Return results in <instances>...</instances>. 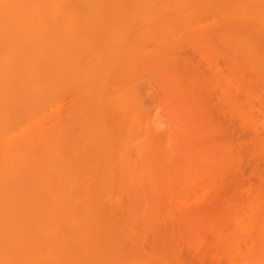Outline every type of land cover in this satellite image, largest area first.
<instances>
[{"label":"bare ground","instance_id":"6f19581e","mask_svg":"<svg viewBox=\"0 0 264 264\" xmlns=\"http://www.w3.org/2000/svg\"><path fill=\"white\" fill-rule=\"evenodd\" d=\"M191 14H194L192 16L194 22L190 16L185 17ZM195 14H199L201 19L205 15L209 17L210 14L213 26L220 27V24L231 22L229 30L224 29L218 40L226 41L225 44L229 45V49L236 57L239 56V60L242 58L245 60L244 63L248 64L247 67L255 69L254 78L256 79L258 74L264 83V51L263 54L258 53L255 49L258 47L254 45L258 40L264 41V0H0V264H164L167 262L164 257L167 252L170 258L175 257L174 250L172 256L173 251L164 250L163 242L152 237L153 232H156L153 233L155 236H161L160 226L163 229V225L157 224L158 220H162L158 218H162L159 214L162 216L171 214L163 212L162 206V211L159 208V211L156 210V206L164 203L158 202L156 199L158 194L154 192L156 189L157 193L163 190L159 188L160 186L157 188V185H153L154 188L153 183L148 182L150 175L146 173V169L150 167L145 168L147 164L145 156L153 150L150 146L152 142L149 140L156 132V128L145 126L150 121L147 117L150 114L147 111V115L143 111L147 107H142L137 92L142 81L140 82V77L137 78L139 83H135L137 85L128 84L126 81L128 82L131 75L137 72L152 71L154 66H157L156 57H159L157 52L164 53L167 49L158 51L156 48L169 47V44L174 42H168V37L171 35L173 37L177 30L180 31L182 28L184 30L187 25L197 23L199 19L196 20ZM187 20L190 22L187 23ZM200 21L202 23L198 22L197 25L202 28L203 19ZM208 25L206 24V29ZM165 40H168L169 44ZM176 40L178 39L175 38ZM187 41L189 43V40ZM153 43L157 47L150 50L149 44L155 46ZM163 66L165 67V64ZM251 68L244 69L249 71ZM154 70L156 71V67ZM159 73L161 75V72ZM148 78L151 79L149 76ZM144 82L145 80L143 84H146ZM161 83L156 84L158 88L162 86ZM68 95L71 99L66 98ZM59 97L68 99L66 105ZM55 102H62L64 105L58 106L61 108L58 109ZM45 106L49 110L47 115ZM63 106L66 107L62 109ZM31 111L45 116L41 115L39 122L35 124L31 122L33 125L27 126L26 121L33 118L31 115L27 116ZM154 111L156 113L155 109ZM169 116L168 120L176 119L175 116ZM241 116L243 119L244 115ZM169 122L173 124H169L166 130L169 133L167 146L178 143L184 134L178 133L174 127L171 128L174 122ZM179 122L181 124V121ZM177 130L179 131V128ZM182 146L184 147L183 143ZM177 150L178 153H185L189 162L192 158V155L189 157V152H195L197 155L191 153L193 157L196 155L201 165L208 168H211L213 161L215 163L218 160V158L214 160L215 157H211L208 152L200 153L201 149H196L199 151L189 149V152ZM227 153H230V150ZM166 159L170 161L168 156ZM187 159L184 157L186 162ZM203 172H205L203 175H206L207 171ZM212 173L213 171L211 176ZM157 174L160 175L156 176L160 177V181L156 182L161 183L164 176H161L159 171ZM178 175L184 182L182 188L186 187L187 179L190 177L186 166L185 170L181 168L178 171ZM218 180L220 182V179ZM168 184L167 187L170 185ZM177 185L181 188V184ZM170 188L172 190V187ZM187 188L190 189L189 185L184 190ZM214 188L212 189L215 190ZM171 190L164 192L171 193L170 197H173L172 194L175 192H170ZM164 192L161 195L163 197L160 196L159 199L165 201L168 196L164 199ZM143 199L147 202H143ZM172 201H175V198ZM238 201L235 202L239 203ZM259 201H256V204ZM174 204L178 205L177 202L172 205ZM243 204L241 200V204L239 203V206L237 204L238 207L235 203L231 205L232 207L228 206L226 210H221L225 212L224 221L219 219L218 222V216L217 221L216 217L213 221L210 218L209 225L203 221L213 238H216L218 249L226 258H223V261L224 263L228 261L227 264H239L238 261L240 264L242 261L256 264L255 262H260L262 258L260 256L264 254L262 251L264 222H261L258 216L261 213L257 212L260 210L258 209L260 202L258 206L255 202L252 204V201ZM186 212L187 210L184 213L187 214ZM190 212L192 210L188 211V214ZM201 221L199 220V223ZM188 222H184L188 224L184 227L189 229L193 227V222L190 220ZM180 226L179 229L175 226L177 232L185 231ZM194 228L195 226L190 230L193 231ZM253 228L256 233L252 232L259 236L257 239H261V243L260 240L257 242L256 238L257 243L249 239L248 236L251 237L252 232L248 233ZM196 230L197 228L194 231ZM177 234L183 235L182 232ZM148 236H151L152 240L149 238L151 242L154 240L152 244L146 241ZM197 237L200 239L198 235ZM145 241L146 244L147 242L151 244L147 248L143 245ZM199 242L201 245L202 241ZM177 246L179 249L180 246L178 244ZM193 247L195 248L194 243ZM160 250L166 251V254L162 256ZM193 254L189 256L192 257Z\"/></svg>","mask_w":264,"mask_h":264},{"label":"rangeland","instance_id":"374dc122","mask_svg":"<svg viewBox=\"0 0 264 264\" xmlns=\"http://www.w3.org/2000/svg\"><path fill=\"white\" fill-rule=\"evenodd\" d=\"M193 15L192 14L186 15L185 17L190 16V19H191ZM196 16H198L199 18ZM202 16L203 15H201V17ZM193 18L191 20H193ZM195 18H196V20L199 19V21H197V23L199 22L201 24L202 21H200V20L203 19L204 24H205V22H207L206 24L208 25L210 23V25H208V28L206 29V24L205 25L203 24L202 28H199L197 23H193L189 26L187 25V28H185L186 27L185 26L184 30L182 28L183 31L177 30V32L174 33L175 36L173 35V37H172V35H171L170 37H168L169 41L167 40L170 43H172V42H174V43L169 44L165 40V42H167L169 44V47H170V45H171V47H173V48L170 47L171 49L165 45V44H167L165 42H164L165 43L164 46H166V47H163V48L157 47L154 43L153 44L155 46H152L151 45L152 43L149 44V49L153 48V47H155V48L157 47L156 50L161 51V49H162V51H163L164 48H167L166 50H168V51L164 50V53L163 52L158 53L157 51H155V52H157V54H159V57H156V58H158L157 59L158 61L156 64L158 67L154 66L152 71H149L151 73L143 72L144 73L143 74L142 72H139V73H142V74H139L137 72L138 74L135 73V75H137V76L139 75V76L137 77L135 75H131L130 78H132V79L129 78L128 82L126 81V83L137 85L135 83H139L138 82L139 80L137 78L140 77L139 79H140V82L142 81V83H139V84L143 85V89H142V85H141V87L138 86L139 88H137L138 89L137 92H139L138 95L140 97V101L143 104L142 107L143 108L147 107V108H144L143 111H145V113H147V111H148V113L150 114V115H148V113H147V115H148L147 117L150 120L149 121L150 123L147 122L146 124H148V125H145V126L146 127L150 126V128L152 127V129H153V127H154V129L156 128V130H155L156 132L153 133L154 135L152 134L153 137H152V135L150 136V140H149L153 143V144L151 143V145H150L153 150L150 151L151 152V153H149L150 156L147 154L145 156V161L147 162V164L145 165V168L150 167V169L152 170V173L154 172L152 175L151 170L149 168L146 169V173H148L150 175L148 182L150 184L153 183L152 186L157 185L156 186L157 188L160 186L159 188H161L163 190V192H164V190H171L170 187H172V190L170 192H172V191L175 192L174 194H172L173 197H170L171 193L167 194L166 192H164V195H165L164 199H165V197L168 196V198H166V200H165L167 202H165L163 199L160 200L161 199L160 196L163 195L162 191L159 192L160 190H158L159 193H157L156 192L157 189H156L154 192V193L158 194V196L156 198V199H158V202L163 201L162 203H164L163 205H158V202L156 200L157 205H158V207L156 206V208H157L156 210H158V208H159L162 211L164 208L163 212H165V213L169 212L171 214V215L165 214L166 216L165 215L162 216V214H159L157 212V214L161 215V217H162V218H160V217H158V218L163 220V222H162V220H158L159 222L157 221V224L163 225V229H164V231H167V233H165L163 231L162 226H160L161 227L160 228V234H161L162 238L159 235V237L161 239L158 236H155L153 234L156 232L152 233V237L153 236L156 237L155 238L156 241L160 240L163 242L162 248L164 247V250L168 249L170 252H172L174 250L176 253L175 257H173V259H174L173 260L172 258H170L171 256L168 255L169 252H167L168 254H166V251L162 252L163 250H160V254L162 256L165 254L169 256V257L168 256L166 257V255L164 256L167 259V262L165 261L164 264H196L195 262H197L198 264H210V263L211 264H214V263L215 264H227L228 261L225 263L223 261L224 260L223 258H225V256L223 255L224 253L221 252L220 249H218L219 246H217L218 244H216L217 242H215L216 238L215 237L213 238V235L211 234V232L207 228L208 227L207 224L205 225V223L203 221L207 222L209 225L210 221L208 222V220H210V218H211L213 221V219H215L216 216H218V222H219V219H220V221H222V220L224 221L225 218L223 216V213H225V212L224 211L221 212V210H226L228 206L232 207L231 205H233L235 203H236V206H237V204L239 206V203L241 204V200H242V203L244 202V204H245V202L251 203V201H252V204L254 202L256 204V201L260 200L259 202L262 206L259 204V202H257V204H259L258 209H260V210L257 211V208H256V211L259 212V214L261 213L260 214L261 216L260 215H258V216L260 217L261 222H264V219H262V218H264V89H263L264 83L260 79L258 74H256V79L254 78L255 77V75H254L255 69L253 70L249 66L251 68V70H249V71L245 70V69H250L249 67H247L248 64L244 63L245 60H243L242 58H240V60H241L240 61L238 58L239 56L236 57L234 55L233 51L229 49V47H228L229 45L225 44L226 41H223L221 39V37H220V39L222 41L218 40L220 34L222 33V31H224V29H225V31L229 30V27L231 26V22H226L227 24L226 23L220 24V27H218L219 25H215V26L212 25V23H211L212 19H211L210 14H209V17H208V15H207V17L205 15L202 17V19L200 18L199 14L198 15L195 14ZM186 19H185V21H186ZM194 21H195V19L193 20V22ZM189 22H190V20H189ZM189 22L187 20V23H189ZM228 23H230V25ZM188 27H190V28H188ZM216 27H218V28H216ZM176 28H178V27H176ZM178 29H180V28H178ZM188 29H189V31H188ZM185 31L188 35H186ZM190 31H191V33H190ZM182 33H184V34H182ZM184 36L186 39L184 38ZM174 37L176 39H178V40H176L178 43L175 41ZM253 38L256 39L255 37H253ZM165 39H167V38H165ZM179 39H180V41H179ZM187 40H189V43ZM190 40H191V43H190ZM195 40H197V41H195ZM256 40H258V39H256ZM258 41H260V40H258ZM257 42H256V44H257ZM256 44H254V45H255V47H258V48H255V49L258 50V53L263 54L264 52L262 53V51H264V46H263L264 41L262 42V40H261L260 42H258L257 46H256ZM146 45L147 44H145V46ZM175 47H176V49H174ZM155 48H154V50H155ZM150 50H153V49H150ZM255 52L257 53V51H255ZM172 55H173V57H172ZM229 55H230V58H228ZM260 55H258V56H260ZM169 58H170V60H169ZM159 60H161V61H159ZM167 60L169 63L167 62ZM160 62H162V63H160ZM162 64L163 65L165 64V67ZM240 64H243V65H240ZM155 67H156V71L158 73L154 70ZM240 67H242L243 70ZM159 72H161V75H159L160 74ZM145 73H147L148 75ZM144 75H145V77H141ZM148 76L154 81L149 79ZM154 77H155V79H153ZM146 78H148V80ZM258 79L261 81V83H263L262 85ZM144 80L146 81V82H144L146 84H143ZM157 80L159 83L162 82L161 83L162 86L160 85L162 88L161 87L158 88V86L156 85V84L159 85V83H157ZM149 81H150V83H148ZM254 81L257 83H255ZM151 83H153V84H151ZM250 83H252L253 85L252 84L250 85ZM247 84H249L251 86V87H249V85L247 86L248 90L246 87L244 88V86H246ZM150 86H151V88L149 89ZM184 88L186 91L184 90ZM161 89H162V92H161ZM151 91H153V92H151ZM172 91H174V92L172 93ZM179 91H180V94H179ZM153 96L155 97V99ZM162 96H163V98H162ZM191 96L193 97V101H192ZM64 97H66V96H64ZM68 97H69V95L66 98H68ZM59 98L63 101V103L65 105H66L65 102H67L68 99H71V97L68 98L67 100H65L66 98L64 99L63 97H62L63 99L61 97H59ZM56 101H57V99H56ZM57 102H55L57 104V107L58 106L62 107V105H64V104H62V102H60V103H57ZM174 102H176V103H174ZM68 104L69 103H67V105ZM160 104H161V106H160ZM45 105H46V103H45ZM158 105L160 107H157ZM64 107H66V106H63L62 109H64ZM155 107H157V108H155ZM41 108H43V107H41ZM53 108H55V107H53ZM45 109H46V112L44 111L45 114L46 115L49 114V110H47L46 106H45ZM58 109H61V108L58 107ZM154 109L156 110V113H155ZM170 109H172V111H170ZM194 110H196V111H194ZM197 110H198V112H197ZM157 112H158V114H157ZM194 112H196V113H194ZM31 113H33V114H31ZM31 113L27 114V116L29 115V117H30V115L33 116V118H30L29 121L28 120L26 121L27 123L25 122L26 124H28L27 126H30L32 124L31 122H33V124H35V122L37 123L41 120L40 118H41L42 114H37V113L34 114L33 111H31ZM45 114H43L42 117H44ZM242 114L244 115V117H243L244 120L242 119V116H241ZM168 115H170L169 117L175 116L176 119L175 120L174 119L168 120V118H167ZM247 115H248V119H247L248 121L246 120ZM153 117H155V118L151 119ZM191 117H193V119ZM194 117H196V118H194ZM160 118L162 121L160 120ZM148 119H146V120L148 121ZM178 119H179V121H181V124H179L180 122L178 121ZM169 121L174 122V125L171 128L174 127V130H176L178 133H184L185 136H184V134H182L183 137L179 140L180 143L178 142L174 145L167 146L166 142H168V140H169V133L166 130H168V126H170L169 124H171V122H169ZM175 122H176V124H175ZM154 123H156V124H154ZM155 126H157L158 128ZM198 126H200V128ZM159 127H162V128L159 129ZM177 128H179V131L177 130ZM180 128L182 129V131ZM158 129L160 130V132ZM155 134L156 135L158 134V135L156 136ZM163 134H164V136H163ZM159 136H162V137L159 138ZM185 139H186V141H185ZM215 139H217V140H215ZM219 140H220V142H218ZM154 141H157V143H155ZM221 141L224 142L225 144L222 143ZM182 143H183L184 147L182 146ZM215 143H217V144H215ZM226 146L229 147L230 149L227 148ZM188 147L190 150L191 149H194V150L201 149L200 153L201 152H203V153L208 152V153H210L209 155L211 157L212 156L215 157L214 160L218 158V160H216L215 163L212 160L213 163H212L211 168L213 170L210 167L208 168L207 166H206L207 169H205L206 168L205 165H201L202 163H201L200 159L199 160L197 159L198 158L196 156L197 154L195 152H192V151L189 152L190 150L188 149ZM177 149H180V150L182 149V150H185L186 152H189L190 153V154L188 153L189 157L192 155V158L190 159L191 162L188 161L189 158L188 159L186 158L187 156H185V153L184 154L178 153L179 151ZM229 150H230V153H227V152H229ZM154 151H155V153H153ZM196 151H199V150H196ZM223 152H224V154H223ZM156 153L158 156H156ZM191 153H195L196 155H194V157H193V154H191ZM220 153L222 154V156ZM219 154H220V156H219ZM226 154H227V156H226ZM228 154H229V156H228ZM166 155L168 156V158H170V161H168L166 159L167 158ZM224 155L226 156L225 159H224V157H225ZM154 156H155V158H154ZM149 157L151 159L152 158H154V159L150 160ZM184 157H185V159H187V161L189 163L184 160ZM221 157H223V158H221ZM171 158H172V160H171ZM194 158H195V163H194ZM220 158L222 160H220ZM165 160H166V162H168L167 164H166ZM152 161H154V162H152ZM217 163H218V165H217ZM213 164H215V165L213 166ZM220 165H222V166H220ZM185 166H186V170L190 176L187 179V184L189 185L191 191L188 188L186 190H184V188H186L188 185L186 187L182 188L183 187L182 184L184 182L181 181L182 179L179 178V175H178V171L181 168L185 170ZM200 166L201 167L203 166L202 168H204V167L205 168L202 170V168ZM219 166H220V169L218 168ZM158 167H159V169H157ZM167 168H169V169H167ZM191 168L194 171L191 170ZM208 169H210V171ZM204 170H206L210 174H211V171H213L212 176L206 172V175L208 174L209 176H211L212 179L210 177L205 178L208 175L207 176L203 175V174H205V172H203ZM158 171L161 174V176H164L163 179L161 177V179H162L161 183L156 182V180L158 181L160 179V177H156L159 175V174H157ZM171 171H172V173H171ZM195 171H197V172H195ZM219 172H221V174ZM218 174H220V176H218ZM168 176H169V178H168ZM176 176H177V179H175ZM170 177H171V179H170ZM218 177H222V178H218ZM151 178H152V180H151ZM167 178L169 179L170 185L168 184ZM178 178H179V181H178ZM204 178H205V180L203 181ZM218 179H220V182ZM175 181H177V183ZM198 181H199V183H198ZM201 182H202V184H200ZM174 183H175V185H174ZM217 183H218V185H217ZM167 184L169 185L168 187H167ZM172 184L177 188H175ZM177 184H181L180 187L182 189L178 188ZM204 185H206V186L203 187ZM193 186L196 188H194ZM210 186H211V188H210ZM212 186L215 187L214 188L215 190L212 189L213 188ZM173 188H174V190H173ZM206 189L209 191V193ZM246 189H248V190H246ZM212 190L214 191V193H211V192H213ZM199 191H201V192H199ZM210 193L212 194V196H210L211 195ZM236 195H237V197H236ZM251 195H252V197H251ZM187 196H189V197H187ZM200 196L204 199V201H202V198ZM218 196H219L220 201H218ZM221 196H222V198H221ZM161 197H163V196H161ZM194 197L195 198L198 197V198L195 199ZM239 197H241V198H239ZM249 197H251V198H249ZM174 198H175V201H172ZM210 198H212V199H210ZM213 198H214V200H213ZM235 198L237 200H235ZM253 198L254 199L256 198V201H254ZM186 199H187V201H186ZM149 200H150V198H149ZM233 200H235V201L239 200L238 201L239 203H237ZM170 201L172 204L177 202L178 205L174 204V206H173L172 204H170ZM230 201H232V202L229 205ZM143 202H147V200L143 199ZM184 202H186V203H184ZM200 202L203 203V205ZM206 202H207V204H206ZM180 203H181V206H180ZM187 204L189 206H186ZM191 204H193V205L190 206ZM222 204H223V206H221ZM255 204H254V206H255ZM198 205H199V207H198ZM200 205H202V206H200ZM161 206L163 208H161ZM260 206L263 209H261ZM180 207L185 208V209L181 210ZM190 207H192V208L189 209ZM173 208H175V209H173ZM253 208H255V207H253ZM171 210H172V212H171ZM185 210H187V212H186L187 214L184 213ZM191 210H192V212H190L188 214V211H191ZM212 211H213L214 215H213ZM216 211H218V212H216ZM181 212H182V214H181ZM220 213H222V214H220ZM211 215H213V217ZM176 216L178 218H176ZM163 217H164V219H163ZM195 217L196 218L198 217V219L200 221L203 219L201 221L202 224L199 223V220L196 219ZM260 219H259V221H260ZM188 220L193 222L192 223L193 227L195 226V228H197L196 231H194L195 228L193 229V231L190 230L193 227H191L189 229H188V227H184V225H186V226L188 225V224L184 223V222H188ZM181 221H184V222H181ZM216 221H217V217H216ZM162 223H164V224H162ZM181 223L182 224L184 223L183 226ZM177 224L179 226L181 225L183 227L182 228L180 226L181 229H183L185 231H182V230L179 231L178 230L179 232H177V228L175 227V226H177L179 229V226ZM204 225H205V228H204ZM155 226H157V225H155ZM201 229H202V231H201ZM205 229H207V230L205 231ZM155 230H156V228H155ZM157 231L159 232V230H157ZM252 231L254 233H256L255 228H253L252 230L249 231L248 234H251ZM158 232H157V234H158ZM176 232L177 233L182 232L183 235L180 236ZM190 232H192V234H190ZM197 232H198V234H197ZM202 232L205 233V234L203 233L204 236H203ZM253 232L251 234V237H250V235L248 236L249 239L251 238L254 241V242L252 241L253 243H257V242H259V240L261 243V239H257V237H259V236L255 235ZM197 235L200 237V239H198ZM188 236L191 238H188ZM211 236H212V238H211ZM252 237H254V238H252ZM149 238L152 240L151 236H148V239H146V241H148L150 243L151 241L149 240ZM164 238H165V240H164ZM175 238H177V240ZM201 238L203 240H201ZM255 238L258 240L257 242H255V240H256ZM157 239H159V240H157ZM262 239H263L262 242L264 243V234H263ZM199 240L202 241L201 245H200ZM146 241L144 242L145 244H143L144 248H147L149 245H151L154 240L151 242V244H149L148 242L146 244ZM169 241H171V243ZM174 241L178 242L177 244L180 246L179 249L176 248L177 244ZM191 242L194 243L195 248L193 247V243H192V245H190ZM205 242H206V244H203ZM173 243L175 245H172ZM214 245H216V246H214ZM201 246H202V248H201ZM169 247H170V249H169ZM172 247H175V248L173 249ZM189 247H191V248H189ZM198 248L201 250V252H198V250H199ZM215 249H218V250H215ZM263 249H264V246H263ZM210 250H212V252ZM174 251H173L172 256H174ZM191 251L194 254L196 253V251H197V253L195 255L193 254L191 257V256H189L192 254ZM206 251L208 253H206ZM262 251H264V250H262ZM162 253H164V254H162ZM170 254H172V253H170ZM184 254H185V258H184ZM197 254H198V257H196ZM205 254L207 255V258H206ZM216 255H218L217 256L218 259L216 258ZM263 255L260 256V257H262L261 258L262 260L260 259L259 260L260 262H255L256 264H264V256ZM194 257H196L197 259ZM211 257L214 258L213 259L214 262L212 261ZM219 258L222 261H220ZM192 259L196 260V261L193 262ZM201 259H203V260H201ZM204 259H205V261H204ZM209 259H211V260H209ZM176 260H177V262H176ZM191 261H192V263H189ZM261 261H262V263H261ZM243 262H244V264L249 263L247 261H246L247 263H245V261H242L241 264H243ZM250 262H252V261H250ZM238 263L240 264L239 261H238Z\"/></svg>","mask_w":264,"mask_h":264}]
</instances>
